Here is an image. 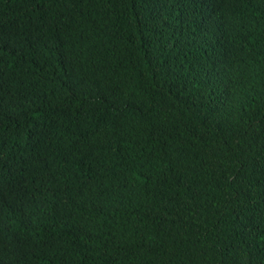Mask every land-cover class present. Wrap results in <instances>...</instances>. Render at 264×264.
<instances>
[{"label": "trees", "instance_id": "16d2710c", "mask_svg": "<svg viewBox=\"0 0 264 264\" xmlns=\"http://www.w3.org/2000/svg\"><path fill=\"white\" fill-rule=\"evenodd\" d=\"M0 264H264V0H0Z\"/></svg>", "mask_w": 264, "mask_h": 264}]
</instances>
